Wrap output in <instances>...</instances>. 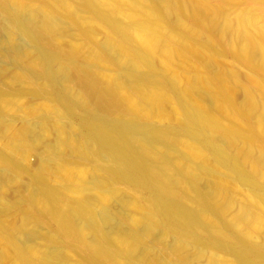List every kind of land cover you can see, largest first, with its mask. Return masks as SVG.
Instances as JSON below:
<instances>
[{"label":"bare ground","instance_id":"obj_1","mask_svg":"<svg viewBox=\"0 0 264 264\" xmlns=\"http://www.w3.org/2000/svg\"><path fill=\"white\" fill-rule=\"evenodd\" d=\"M0 133V264H264V0H0Z\"/></svg>","mask_w":264,"mask_h":264},{"label":"rangeland","instance_id":"obj_2","mask_svg":"<svg viewBox=\"0 0 264 264\" xmlns=\"http://www.w3.org/2000/svg\"><path fill=\"white\" fill-rule=\"evenodd\" d=\"M232 58L230 56L227 57V60L230 61ZM16 69H10L8 72L9 74L14 72ZM20 92H17V99L18 101L15 102L13 100H10L9 103V111L12 113H19L20 111H22L23 105H29L31 103H35L36 105L40 106L39 103L43 100V98H32L31 93H30V87L28 85H22L20 86ZM7 97H11L10 94L6 95ZM40 108V107H39ZM14 126L19 127L20 126V120L16 119L15 120V124ZM9 139V136L3 133H0V150H4L5 149V144L7 143ZM26 162L28 164L34 165L37 162V156L35 153H29L26 156ZM0 166H2V164H0ZM7 187L3 186L0 189L1 195H4L6 193ZM134 214H137V211L135 209H132ZM36 247H42L43 246V241L41 239H39L36 243H35ZM73 262L76 261V254L73 253Z\"/></svg>","mask_w":264,"mask_h":264}]
</instances>
